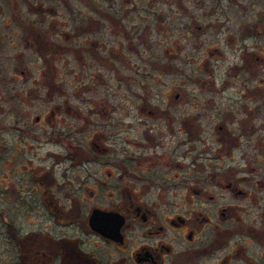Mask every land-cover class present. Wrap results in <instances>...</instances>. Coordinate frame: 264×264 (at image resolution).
<instances>
[{
    "label": "flooded vegetation",
    "instance_id": "1",
    "mask_svg": "<svg viewBox=\"0 0 264 264\" xmlns=\"http://www.w3.org/2000/svg\"><path fill=\"white\" fill-rule=\"evenodd\" d=\"M78 1L86 17L54 0L74 18L16 20L22 50L6 52L22 83L0 100L2 264H264V1ZM117 3H149L156 29L171 8L192 20L185 3H213V41L237 43L228 71L241 79L213 81L208 102L122 81L138 72L132 42L148 39L123 29Z\"/></svg>",
    "mask_w": 264,
    "mask_h": 264
},
{
    "label": "rangeland",
    "instance_id": "2",
    "mask_svg": "<svg viewBox=\"0 0 264 264\" xmlns=\"http://www.w3.org/2000/svg\"><path fill=\"white\" fill-rule=\"evenodd\" d=\"M16 1V2H15ZM37 0H0V75L1 76H10L9 83L3 82L0 78V100L4 93L7 92L6 88H10L16 91H19L20 80H12L13 74H8L5 72L6 66L17 65V60L7 61L6 52L14 56L18 51L22 50L21 42L19 41L18 36H16L17 26L16 20H26L34 19L37 17H49L50 9L53 8L56 17L59 18H74L63 8L64 5L61 3H55L54 0H42L43 3H36ZM69 7L73 9L74 13H82L83 16H87L86 10L82 6L83 3H79L78 0H68ZM113 0H107V2ZM126 2L127 0H122ZM252 0L247 2L251 3ZM261 1V0H256ZM264 0H262L263 2ZM245 2V3H247ZM113 4V3H108ZM137 6L138 13L134 10L132 11V3H117V6H122L126 16L122 23L123 29H129L128 31H134L138 35H147L148 42L136 41L132 42V51L129 54V60L133 62V66L137 65L135 69H138V72L135 73L133 69L130 73L129 70L122 69V81H137L142 83H150L152 88L151 96L153 99H157L163 95L161 93L166 92L169 94L170 98L174 97H187L191 99H198L200 101L213 98V81H232L237 78L241 79L242 74H237L238 71L228 68L230 65H233L238 61V59L233 56L231 48L237 43L226 42V41H213V12L212 7L213 3H185V12L187 14H195L188 20L177 19L176 15L173 14V11H176V8H171V13L169 14L170 21L169 24L162 28L156 29L149 22L145 20L146 9L149 3H133ZM136 6H134L136 8ZM42 10H41V9ZM46 8V10H44ZM47 8L49 11H47ZM258 8V7H257ZM249 11V17L257 13L259 10ZM63 11L61 12V10ZM167 3L155 4L153 12L157 14L165 13L167 14ZM91 17H97V15L90 13ZM173 16V17H172ZM231 17V16H229ZM192 21L194 24H192ZM7 22H10L11 25H6ZM185 23L192 24L193 30L190 28L191 33L200 34L197 37L187 38L185 34ZM150 24V26H149ZM200 26V29H195V27ZM233 23L229 21L227 27L231 28ZM167 28L169 31L165 30ZM131 29V30H130ZM156 29V30H155ZM189 30V28H187ZM130 32L132 35H135L134 32ZM123 44L127 45L126 42ZM240 44V43H238ZM255 44L254 41L247 42V45L251 48ZM261 44L262 41H261ZM218 45L222 48V55H216L213 52L212 47ZM173 48L170 53H165L166 49ZM210 48V49H209ZM138 49L139 53L135 54L134 50ZM209 49V53L206 56L205 50ZM15 53V54H14ZM27 55V53H26ZM149 57L153 62V70H149L148 67H145L144 61ZM25 56V64L28 65L29 60ZM4 67V68H3ZM143 67V68H142ZM147 73L150 74V77L147 76ZM65 76L64 74H62ZM130 77V78H129ZM233 77V78H232ZM259 77V76H258ZM33 78V75H32ZM135 79V80H134ZM32 80V79H31ZM31 80H27L25 88L29 86ZM256 77L254 81H257ZM13 90H9V95L13 94ZM130 90L124 89V97L130 96ZM2 103L0 101V114L3 112ZM213 165V163L207 164ZM217 165H225V160L219 161ZM1 174V172H0ZM5 209L4 202L0 201V213ZM16 218H19L16 213ZM14 219V216L11 218ZM5 238L3 236V227L0 216V264H2L3 258L1 256V247Z\"/></svg>",
    "mask_w": 264,
    "mask_h": 264
}]
</instances>
